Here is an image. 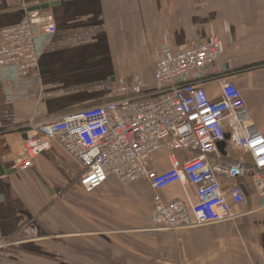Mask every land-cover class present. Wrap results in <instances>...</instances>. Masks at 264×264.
Returning a JSON list of instances; mask_svg holds the SVG:
<instances>
[{"label":"crops","instance_id":"0c3cea01","mask_svg":"<svg viewBox=\"0 0 264 264\" xmlns=\"http://www.w3.org/2000/svg\"><path fill=\"white\" fill-rule=\"evenodd\" d=\"M54 16L57 30L38 32V77L0 67V264H264V205L250 178L243 203L231 204L234 219L184 227L154 228L151 182L123 185L110 177L86 193L81 163L58 141L13 170L30 122L98 104L124 78L153 83L162 56L216 35V65L193 75L218 100V76L241 89L245 107L264 135V0H0V30L19 23L37 5ZM227 145L226 160L245 155ZM179 151V161L188 159ZM150 167H172L166 149ZM165 200L196 201L192 185L174 183Z\"/></svg>","mask_w":264,"mask_h":264},{"label":"built area","instance_id":"2783aa9c","mask_svg":"<svg viewBox=\"0 0 264 264\" xmlns=\"http://www.w3.org/2000/svg\"><path fill=\"white\" fill-rule=\"evenodd\" d=\"M57 25L44 10L27 11L17 24L0 30V67H14L22 77H38V32L52 35ZM222 54L219 38L182 47L156 63L153 83L134 75L122 79L110 97L98 104L72 110L43 122H30L22 154L13 170L33 167L34 158L53 141L82 165L79 183L86 193L100 188L110 177L121 184L140 179L151 182L154 228L184 227L234 219L231 204L244 201L242 185L226 181L250 178L264 205V135L245 107L234 79L219 75L221 95L211 99L193 75L216 65ZM2 124L0 123V127ZM244 158L231 161L227 140ZM228 143V144H229ZM166 149L172 167L158 172L150 167L155 152ZM187 151L179 161L176 153ZM181 183L192 185L196 201L165 200L161 190Z\"/></svg>","mask_w":264,"mask_h":264},{"label":"water","instance_id":"95a60500","mask_svg":"<svg viewBox=\"0 0 264 264\" xmlns=\"http://www.w3.org/2000/svg\"><path fill=\"white\" fill-rule=\"evenodd\" d=\"M50 6H51L50 3H43L42 5H37L33 7L31 10H45V9H48ZM229 139H230V135L228 134L226 141H221L218 143V148L223 154H226L225 148L227 147L229 143ZM0 173L2 175L5 173H8L1 160H0Z\"/></svg>","mask_w":264,"mask_h":264},{"label":"rangeland","instance_id":"374dc122","mask_svg":"<svg viewBox=\"0 0 264 264\" xmlns=\"http://www.w3.org/2000/svg\"><path fill=\"white\" fill-rule=\"evenodd\" d=\"M231 145V144H230Z\"/></svg>","mask_w":264,"mask_h":264}]
</instances>
